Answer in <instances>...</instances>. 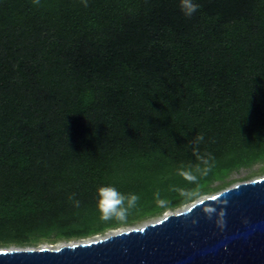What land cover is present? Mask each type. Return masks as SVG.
<instances>
[{
    "label": "trees",
    "instance_id": "1",
    "mask_svg": "<svg viewBox=\"0 0 264 264\" xmlns=\"http://www.w3.org/2000/svg\"><path fill=\"white\" fill-rule=\"evenodd\" d=\"M264 164V0H0V248L87 239Z\"/></svg>",
    "mask_w": 264,
    "mask_h": 264
},
{
    "label": "water",
    "instance_id": "2",
    "mask_svg": "<svg viewBox=\"0 0 264 264\" xmlns=\"http://www.w3.org/2000/svg\"><path fill=\"white\" fill-rule=\"evenodd\" d=\"M0 264H264V176L101 239L0 249Z\"/></svg>",
    "mask_w": 264,
    "mask_h": 264
},
{
    "label": "rangeland",
    "instance_id": "3",
    "mask_svg": "<svg viewBox=\"0 0 264 264\" xmlns=\"http://www.w3.org/2000/svg\"><path fill=\"white\" fill-rule=\"evenodd\" d=\"M262 176H264V164L255 165V166L250 167V168L238 169V170L232 172V174L227 178V180L224 182V184L221 185L220 182H215L213 184V186H212L214 188V190H212V192L210 194L201 196V197H199L196 200H199V199H201L203 197H206V196H210V195L216 194V193H218V192H220V191H222V190H224L226 188H229V187H231L233 185H236L238 183L251 181V180H254V179L262 177ZM190 203H192V202H190ZM190 203H188V204H186V205H184L182 207H179V208H177V209H175L173 211L168 210V211H165V212H163V213H161L159 215L153 216V217L138 219L135 222H127V223H125L123 225H120V226L112 228V229H108V230H106L105 232H103L101 234L89 237L87 239L72 240V241H59V242H56L54 244L40 243V244L35 245V246H26V247L9 245L7 247H1L0 249H25V248H27V249H38V248H43V247L57 248V247H59L61 245H65V244H71V243H78V242H85V241L101 239V238H104L106 236L112 235L114 233H118L120 231L128 230V229H131V228H136V227H139L141 225H144V224H147L149 222H152L154 220L160 219L164 215H167L169 213L176 212V211H179V210H182V209L186 208Z\"/></svg>",
    "mask_w": 264,
    "mask_h": 264
}]
</instances>
